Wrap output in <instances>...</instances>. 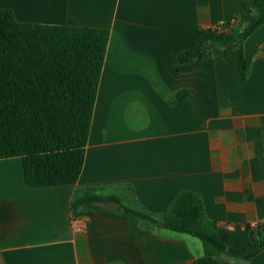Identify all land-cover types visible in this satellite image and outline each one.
<instances>
[{"label":"crops","instance_id":"0c3cea01","mask_svg":"<svg viewBox=\"0 0 264 264\" xmlns=\"http://www.w3.org/2000/svg\"><path fill=\"white\" fill-rule=\"evenodd\" d=\"M252 1L0 0L19 21L109 29L77 181L32 187L19 157L0 158V264H194L203 254L199 238L144 226L120 206L72 210L76 187L157 214L174 191L191 189L223 242L255 237L264 227V25L244 41L246 79L230 45L205 44L207 57L173 63L198 28L247 22ZM220 260L264 264V249Z\"/></svg>","mask_w":264,"mask_h":264},{"label":"trees","instance_id":"16d2710c","mask_svg":"<svg viewBox=\"0 0 264 264\" xmlns=\"http://www.w3.org/2000/svg\"><path fill=\"white\" fill-rule=\"evenodd\" d=\"M247 22L225 21L198 28L194 42L173 57V63L207 57L205 44L230 45L237 51L242 79L251 68L244 41L264 25V0H253ZM109 29L17 20L0 6V158L21 159L24 182L32 187L73 184L82 170L93 107L105 57ZM185 91L178 93L184 98ZM98 187H76L72 210L105 211L102 203L118 200L119 211L137 217L144 226L157 225L199 238L203 254L194 264H221L225 254L248 260L264 249V227L258 224L248 243L223 242L217 224L204 209L200 194L187 188L170 196L157 214L123 204Z\"/></svg>","mask_w":264,"mask_h":264},{"label":"water","instance_id":"95a60500","mask_svg":"<svg viewBox=\"0 0 264 264\" xmlns=\"http://www.w3.org/2000/svg\"><path fill=\"white\" fill-rule=\"evenodd\" d=\"M102 205L107 209H118L120 206V202L114 199H107L103 201ZM159 224L161 225L162 221H159Z\"/></svg>","mask_w":264,"mask_h":264}]
</instances>
